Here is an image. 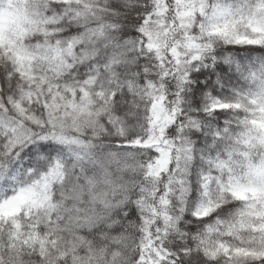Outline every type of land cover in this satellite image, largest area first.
Segmentation results:
<instances>
[{
	"label": "snow or ice",
	"instance_id": "1",
	"mask_svg": "<svg viewBox=\"0 0 264 264\" xmlns=\"http://www.w3.org/2000/svg\"><path fill=\"white\" fill-rule=\"evenodd\" d=\"M0 264H264V0H0Z\"/></svg>",
	"mask_w": 264,
	"mask_h": 264
}]
</instances>
